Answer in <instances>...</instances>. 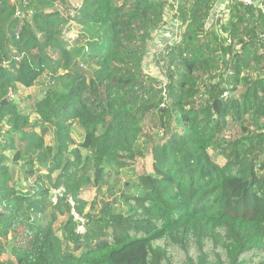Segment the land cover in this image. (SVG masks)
Returning <instances> with one entry per match:
<instances>
[{
    "label": "trees",
    "instance_id": "16d2710c",
    "mask_svg": "<svg viewBox=\"0 0 264 264\" xmlns=\"http://www.w3.org/2000/svg\"><path fill=\"white\" fill-rule=\"evenodd\" d=\"M79 1L0 0V264H264V15L232 1L212 21L218 0ZM167 12L181 30L153 56L159 80L145 59ZM72 22L88 54L70 50ZM42 77L31 120L8 94ZM147 126L151 170L117 192ZM230 126L241 136L226 140Z\"/></svg>",
    "mask_w": 264,
    "mask_h": 264
},
{
    "label": "rangeland",
    "instance_id": "374dc122",
    "mask_svg": "<svg viewBox=\"0 0 264 264\" xmlns=\"http://www.w3.org/2000/svg\"><path fill=\"white\" fill-rule=\"evenodd\" d=\"M71 6L73 8H78L80 6L79 0H71ZM72 14V13H71ZM166 26L155 34L152 41L148 45V54L145 59V70L146 72L156 78L161 80L162 75L158 67L155 65L153 56L163 48L165 44L171 41H175V36L180 34V25L179 23H173L170 20V14L166 15ZM65 40L69 42L70 50L73 49H83L84 54H88L90 51L87 48L86 42L91 38L90 33H88L83 28L76 26L73 22L69 25V30L64 33ZM81 37L86 38V42H79L75 43L76 40L80 39ZM81 69L87 70L86 65H82ZM47 90V79L46 77H42L39 81V84L35 87L30 89H24L21 87H15L9 91L8 97L11 101L15 102L16 105L22 109L25 113L31 114V120H37L36 115L31 112L33 106L38 102L40 99L43 98L45 91ZM31 108V109H30ZM260 122V121H259ZM250 130L254 131V127H250ZM154 130L151 127L147 126L144 130V137L140 140V145L144 150V155L142 158H138L135 162L134 167H132L131 171L123 170L120 178H121V186L118 187L117 192L121 189L122 185L127 182H133L137 179V174L140 172H150L151 170V158L145 152L149 146L150 138L154 136ZM72 138L76 142H80L83 137V133L79 128H74L71 133ZM241 136L239 130L236 128H232L231 126L225 133L224 137L226 140H234ZM31 182H19L20 188H28ZM128 193H131V190L126 188ZM83 197L87 202H92L95 200V191L94 189L90 188L87 192L83 193ZM59 227V222L56 224V228Z\"/></svg>",
    "mask_w": 264,
    "mask_h": 264
},
{
    "label": "built area",
    "instance_id": "2783aa9c",
    "mask_svg": "<svg viewBox=\"0 0 264 264\" xmlns=\"http://www.w3.org/2000/svg\"><path fill=\"white\" fill-rule=\"evenodd\" d=\"M230 1L239 3L245 7H252L254 9H258L264 15V0H218V2L216 3L215 7L213 8L211 12L210 21L214 20V18H216L218 14H220V12L224 11L225 5H227ZM178 2L179 0H169V3L171 5H177ZM168 13L170 14V20L172 21L171 19L172 14L171 12H167L166 15ZM166 15H165V18H166ZM173 23H178V22L174 21ZM176 36H175V39H176ZM263 38H264V35H263ZM49 194H50V201L52 203H56L60 198L63 197L64 189L63 188L52 189L50 190ZM67 202L72 207L71 216L74 222H76L77 224L76 233L83 234L84 233V219L74 211L73 209L74 201L71 197H67Z\"/></svg>",
    "mask_w": 264,
    "mask_h": 264
},
{
    "label": "water",
    "instance_id": "95a60500",
    "mask_svg": "<svg viewBox=\"0 0 264 264\" xmlns=\"http://www.w3.org/2000/svg\"><path fill=\"white\" fill-rule=\"evenodd\" d=\"M5 102L3 101L2 104H4Z\"/></svg>",
    "mask_w": 264,
    "mask_h": 264
}]
</instances>
